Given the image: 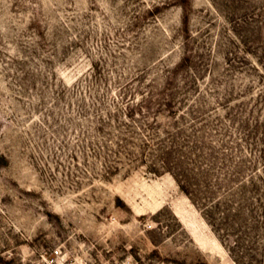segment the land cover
I'll list each match as a JSON object with an SVG mask.
<instances>
[{
    "label": "rangeland",
    "instance_id": "374dc122",
    "mask_svg": "<svg viewBox=\"0 0 264 264\" xmlns=\"http://www.w3.org/2000/svg\"><path fill=\"white\" fill-rule=\"evenodd\" d=\"M0 264H264V0H0Z\"/></svg>",
    "mask_w": 264,
    "mask_h": 264
}]
</instances>
